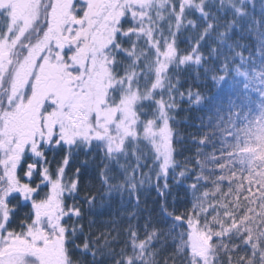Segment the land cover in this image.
Instances as JSON below:
<instances>
[{
	"label": "snow or ice",
	"instance_id": "1",
	"mask_svg": "<svg viewBox=\"0 0 264 264\" xmlns=\"http://www.w3.org/2000/svg\"><path fill=\"white\" fill-rule=\"evenodd\" d=\"M0 264H264V0H0Z\"/></svg>",
	"mask_w": 264,
	"mask_h": 264
},
{
	"label": "trees",
	"instance_id": "2",
	"mask_svg": "<svg viewBox=\"0 0 264 264\" xmlns=\"http://www.w3.org/2000/svg\"><path fill=\"white\" fill-rule=\"evenodd\" d=\"M154 195V194H153Z\"/></svg>",
	"mask_w": 264,
	"mask_h": 264
}]
</instances>
